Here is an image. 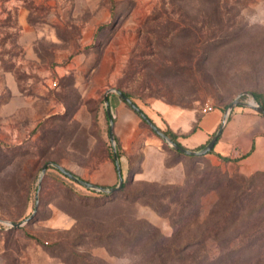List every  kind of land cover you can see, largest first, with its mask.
<instances>
[{
  "label": "rangeland",
  "instance_id": "obj_1",
  "mask_svg": "<svg viewBox=\"0 0 264 264\" xmlns=\"http://www.w3.org/2000/svg\"><path fill=\"white\" fill-rule=\"evenodd\" d=\"M117 91L152 113L264 93V0H0V264H264V226L232 256L230 231L190 260L176 251L211 227L228 183L248 181L264 214V174L181 153L182 183L140 181L137 156L107 194L52 165L119 185L105 103Z\"/></svg>",
  "mask_w": 264,
  "mask_h": 264
},
{
  "label": "crops",
  "instance_id": "obj_2",
  "mask_svg": "<svg viewBox=\"0 0 264 264\" xmlns=\"http://www.w3.org/2000/svg\"><path fill=\"white\" fill-rule=\"evenodd\" d=\"M110 103L113 133L122 153L119 161L123 176L131 170V158L138 156L141 164L135 179L182 183L185 177L182 159L175 158L174 152L161 145L159 138L152 134L151 127L148 128L120 96L111 97ZM152 108L153 113L144 112L148 118L162 131L170 129L184 148L193 151L209 143L218 133L227 111L224 107H216L201 112L198 107L184 108L162 100L155 101ZM213 150L206 157L218 165L233 167L245 177L264 174V115L252 108L237 106ZM113 181L109 180L105 185H113Z\"/></svg>",
  "mask_w": 264,
  "mask_h": 264
},
{
  "label": "trees",
  "instance_id": "obj_3",
  "mask_svg": "<svg viewBox=\"0 0 264 264\" xmlns=\"http://www.w3.org/2000/svg\"><path fill=\"white\" fill-rule=\"evenodd\" d=\"M123 94L126 97L131 99L130 95H128L126 93H123ZM249 95H252V97L256 100V102L261 107L264 108V93H260V92L249 93L248 92L241 97V100H246ZM227 108H228V106H227ZM227 108L224 110H227ZM141 111L143 112V110H141ZM147 118H148V116H147ZM107 119H108V123L110 124L108 115H107ZM143 121H144V123H147L144 119H143ZM150 121L152 122V120H150ZM163 132L175 144L183 147L178 141V136L175 133H173L170 129L164 130ZM115 141L117 143L118 157L121 158L122 153H121L119 141L117 138H115ZM207 144L199 147L196 151L203 150L207 146ZM172 151L176 155H182L179 151H175V150H172ZM213 151L214 150H212L211 153H213ZM190 157H192V156H190ZM222 159L226 162L229 161L228 158H222ZM113 162L115 164V169L117 171V166H116V162H115L114 157H113ZM253 177H255V176H253ZM247 182L248 181H243L239 185L228 183V184H226L224 189H221V191L222 190L227 191V193H228V196L223 198L220 202L221 207L223 206L224 209H222L221 213L217 212V213L212 214L211 218H213V220H212L213 222L210 223L211 227H209V225L208 226L205 225V229H204L203 233L200 235L201 238L192 239L189 242H187L185 244V246L179 247L176 249L178 254L184 255L183 259L185 258L187 260H190L191 259L190 248H192L194 246L206 245L207 240H213V243L215 241L216 242L215 244H217V243L220 244V240L218 239V237H219L218 235H219L220 231H222L224 233L230 231L231 233H233L235 235L233 237V239L228 241L229 243L234 242V244L236 245L234 247V249H230L228 251L229 256L237 254V252L234 250H237V249L241 250L242 245H244V243L245 244L248 243L246 246H250L251 243L255 241L252 239L254 237H257L255 235V231H257L258 229H260L261 227L264 226V222L262 221V216H264V214L262 213V211L260 209H257L256 204H253L250 202L249 194H247V188H245V186H248ZM126 185H127V182L124 181L123 188H125ZM216 190H218V188H216ZM236 191L238 193H235ZM255 202H257V201H255ZM257 203H259V202H257ZM254 213H256V214H254ZM247 220H249V221L247 222ZM257 239H258V237H257ZM219 248H223V247L220 245ZM184 252H188V253H184ZM246 260H247V258H246Z\"/></svg>",
  "mask_w": 264,
  "mask_h": 264
},
{
  "label": "water",
  "instance_id": "obj_4",
  "mask_svg": "<svg viewBox=\"0 0 264 264\" xmlns=\"http://www.w3.org/2000/svg\"><path fill=\"white\" fill-rule=\"evenodd\" d=\"M117 94L135 111L137 112L147 123L148 125L151 127V129L158 135L160 136L167 144H169V146L175 150V151H179L180 153L184 154V155H189V156H195V155H207L208 153H210L214 147L215 144L220 136V134L222 133L223 127L225 126V124L228 122L231 113L233 111V109L235 108V106H246L249 108L254 109L256 112L263 114L264 115V108L261 107L259 104L255 103H243L239 100L240 97H242L245 94H242L238 99H236L235 101H233L226 113H225V117H224V121L223 124L221 126V128L219 129L218 133L210 140V142L207 144V146L201 150V151H193V150H188L186 148H183L177 144H175L169 137H167L164 132L159 129L155 124H153L148 118L147 116L141 111V109L128 97H126L123 92L121 91H117ZM105 103L107 105V115L110 121V139L112 142L115 143V136L113 133V118L109 109V98L108 95L105 96ZM115 162H116V166H117V173H118V180H119V185L117 187H102V186H97L91 183H88L86 181L80 180L78 177H76L75 175H73L72 173H70L69 171H67L66 169H64L63 167L57 165V164H52L55 168H57L60 172H62L63 174L67 175L69 178H71L72 180L78 182L79 184H81L82 186H84L85 188L89 189V190H93V191H98V192H102V193H107V194H113L116 193L120 190H122L123 188V184H124V179H123V174H122V168L120 165V161H119V157L117 154V151L115 150ZM48 169V165H45L42 169V173L44 174ZM33 218V216H31L30 218H28L25 223L30 222V220ZM9 225H11L13 228H20L24 225V223H7Z\"/></svg>",
  "mask_w": 264,
  "mask_h": 264
},
{
  "label": "built area",
  "instance_id": "obj_5",
  "mask_svg": "<svg viewBox=\"0 0 264 264\" xmlns=\"http://www.w3.org/2000/svg\"><path fill=\"white\" fill-rule=\"evenodd\" d=\"M253 104H255V103H253ZM207 111V110H206Z\"/></svg>",
  "mask_w": 264,
  "mask_h": 264
}]
</instances>
